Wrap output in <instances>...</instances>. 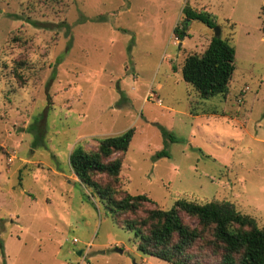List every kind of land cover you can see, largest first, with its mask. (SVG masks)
Returning <instances> with one entry per match:
<instances>
[{
	"label": "rangeland",
	"instance_id": "obj_1",
	"mask_svg": "<svg viewBox=\"0 0 264 264\" xmlns=\"http://www.w3.org/2000/svg\"><path fill=\"white\" fill-rule=\"evenodd\" d=\"M184 7L234 46L225 96L181 77L213 35ZM130 127L122 190L161 209L228 200L260 227L264 0H0V264H171L137 250L69 170L75 145Z\"/></svg>",
	"mask_w": 264,
	"mask_h": 264
},
{
	"label": "trees",
	"instance_id": "obj_2",
	"mask_svg": "<svg viewBox=\"0 0 264 264\" xmlns=\"http://www.w3.org/2000/svg\"><path fill=\"white\" fill-rule=\"evenodd\" d=\"M182 12L213 28L210 13L190 8ZM185 29L173 28L179 37ZM234 46L227 39L211 36L200 53H187L180 66L182 79L201 98L228 92V81L234 69ZM161 134L174 141L166 130ZM133 129L96 138V145L84 149L75 145L68 153L70 172L90 190L111 219L133 233L136 249L171 264H264V223L258 227L253 217L239 212L228 200L211 199L197 203L175 200L169 209L158 208L144 194H129L120 188L119 171ZM36 142V140H34ZM164 149L154 158L167 156ZM183 216L194 220L190 225Z\"/></svg>",
	"mask_w": 264,
	"mask_h": 264
},
{
	"label": "water",
	"instance_id": "obj_3",
	"mask_svg": "<svg viewBox=\"0 0 264 264\" xmlns=\"http://www.w3.org/2000/svg\"><path fill=\"white\" fill-rule=\"evenodd\" d=\"M184 24H185V22H184ZM212 29H213V36L218 37L219 36V28H218V26L214 25ZM117 251H119V250H117Z\"/></svg>",
	"mask_w": 264,
	"mask_h": 264
},
{
	"label": "built area",
	"instance_id": "obj_4",
	"mask_svg": "<svg viewBox=\"0 0 264 264\" xmlns=\"http://www.w3.org/2000/svg\"><path fill=\"white\" fill-rule=\"evenodd\" d=\"M72 240H73V241H76V239H74V238H73Z\"/></svg>",
	"mask_w": 264,
	"mask_h": 264
},
{
	"label": "crops",
	"instance_id": "obj_5",
	"mask_svg": "<svg viewBox=\"0 0 264 264\" xmlns=\"http://www.w3.org/2000/svg\"><path fill=\"white\" fill-rule=\"evenodd\" d=\"M76 178V177H75ZM77 180V179H76ZM78 181V180H77ZM75 239V238H74Z\"/></svg>",
	"mask_w": 264,
	"mask_h": 264
}]
</instances>
